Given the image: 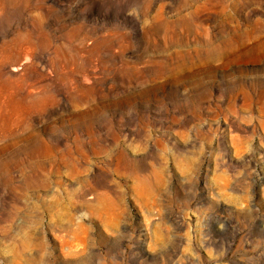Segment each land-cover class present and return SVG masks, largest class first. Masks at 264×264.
<instances>
[{
    "label": "rangeland",
    "instance_id": "1",
    "mask_svg": "<svg viewBox=\"0 0 264 264\" xmlns=\"http://www.w3.org/2000/svg\"><path fill=\"white\" fill-rule=\"evenodd\" d=\"M0 264H264V0H0Z\"/></svg>",
    "mask_w": 264,
    "mask_h": 264
}]
</instances>
